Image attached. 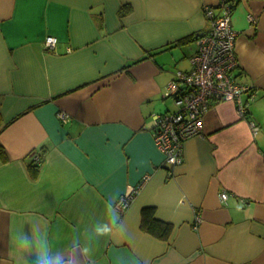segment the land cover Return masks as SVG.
Returning <instances> with one entry per match:
<instances>
[{
	"label": "crops",
	"instance_id": "obj_1",
	"mask_svg": "<svg viewBox=\"0 0 264 264\" xmlns=\"http://www.w3.org/2000/svg\"><path fill=\"white\" fill-rule=\"evenodd\" d=\"M223 1L256 97L244 118L213 103L169 167L151 116L197 50L175 44ZM0 113V264H264V0H0ZM148 207L168 239L142 231Z\"/></svg>",
	"mask_w": 264,
	"mask_h": 264
},
{
	"label": "built area",
	"instance_id": "obj_2",
	"mask_svg": "<svg viewBox=\"0 0 264 264\" xmlns=\"http://www.w3.org/2000/svg\"><path fill=\"white\" fill-rule=\"evenodd\" d=\"M221 14L203 7L205 18L210 22L209 31L196 42V52L189 58L190 69L178 71L175 80L168 83L166 97H172L175 111L151 116L154 126V141L159 151L166 158L167 165L174 167L182 163L184 142L204 134V116L214 103L231 102L236 106L238 116L245 117L249 106L256 97L252 85L238 82L233 78L238 68L235 54L237 33L233 31L230 5L220 4ZM247 20L254 26L255 20ZM46 49L56 46V39H44ZM62 122L68 120L65 113H59ZM254 130L258 128L251 125ZM134 190H130L116 203L115 207L124 213ZM221 194V200L226 199ZM201 222L198 218L196 224ZM198 229L197 226L194 227Z\"/></svg>",
	"mask_w": 264,
	"mask_h": 264
},
{
	"label": "trees",
	"instance_id": "obj_3",
	"mask_svg": "<svg viewBox=\"0 0 264 264\" xmlns=\"http://www.w3.org/2000/svg\"><path fill=\"white\" fill-rule=\"evenodd\" d=\"M202 35H205V34H202V33L193 34L191 36H188V38L178 40L175 45H181L184 43H189L190 41L196 42ZM241 74L242 73H239L238 75L234 74L233 78H235L237 80V78H239V76H241ZM175 78H176V75L172 80H175ZM167 97H169V96H167ZM169 98H172V97H169ZM7 125L8 124L2 123V116L0 113V135L6 129ZM153 130H154V126L152 127V133H153ZM153 135H154V133H153ZM44 154H46V152H44ZM35 158H36V161H34V156H32L31 159H29V161H28L29 167L31 169V175H33V178H37V176H38L37 171H38V168H39L40 164L42 163V160L44 157H43V154L37 153V155H35ZM8 161H9L8 154L0 142V166H1V164L7 163ZM141 219H142L141 220L142 231H144L148 234L150 233L151 235H153L154 237H156L158 240H161V241L169 238V235L172 231L171 225H169L168 223H166L162 220L160 221L158 218H156L154 208H152V207L144 208L141 212Z\"/></svg>",
	"mask_w": 264,
	"mask_h": 264
},
{
	"label": "rangeland",
	"instance_id": "obj_4",
	"mask_svg": "<svg viewBox=\"0 0 264 264\" xmlns=\"http://www.w3.org/2000/svg\"><path fill=\"white\" fill-rule=\"evenodd\" d=\"M169 100H170L169 105H171L170 108H172L171 110H170V109H169V110L172 111V110L174 109V108H173V104H172V100H173V99L170 98ZM68 118H69V117H68Z\"/></svg>",
	"mask_w": 264,
	"mask_h": 264
}]
</instances>
